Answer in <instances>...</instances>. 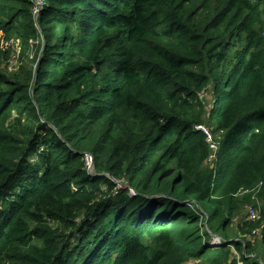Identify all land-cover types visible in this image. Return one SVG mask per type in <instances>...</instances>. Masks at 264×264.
I'll return each mask as SVG.
<instances>
[{"label": "trees", "instance_id": "obj_1", "mask_svg": "<svg viewBox=\"0 0 264 264\" xmlns=\"http://www.w3.org/2000/svg\"><path fill=\"white\" fill-rule=\"evenodd\" d=\"M41 1L0 0V264L264 248V0Z\"/></svg>", "mask_w": 264, "mask_h": 264}, {"label": "built area", "instance_id": "obj_2", "mask_svg": "<svg viewBox=\"0 0 264 264\" xmlns=\"http://www.w3.org/2000/svg\"><path fill=\"white\" fill-rule=\"evenodd\" d=\"M33 1H34L33 13L36 14L37 11L40 9L42 1L41 0H33ZM86 162L89 166L92 162V158L90 156H87ZM260 185L261 183H259L256 186L255 191L259 190ZM235 220L238 223H243L244 221L255 223L256 225L250 230L247 236L257 237L258 239H264V201L256 200L254 203L246 205L241 215L235 218ZM225 243L226 240H224V238L220 236L218 237L213 236L212 238L205 241V245L207 247L219 246ZM243 257H246L255 264H264L263 259L256 253V251L247 253L244 250L242 252L234 251L233 256H231L227 264H244L242 259ZM196 262L197 261L195 259H190L188 261H185L183 264H195Z\"/></svg>", "mask_w": 264, "mask_h": 264}, {"label": "rangeland", "instance_id": "obj_3", "mask_svg": "<svg viewBox=\"0 0 264 264\" xmlns=\"http://www.w3.org/2000/svg\"><path fill=\"white\" fill-rule=\"evenodd\" d=\"M211 236H217L218 237V235H211ZM233 237V235H228L227 237H224V240H228V239H230V238H232ZM256 253L263 259V261H264V248H263V246H262V244L261 243H259L258 245H257V247H256Z\"/></svg>", "mask_w": 264, "mask_h": 264}, {"label": "clouds", "instance_id": "obj_4", "mask_svg": "<svg viewBox=\"0 0 264 264\" xmlns=\"http://www.w3.org/2000/svg\"><path fill=\"white\" fill-rule=\"evenodd\" d=\"M92 163V162H91ZM91 165V164H90ZM90 165H89V172L90 173H93V172H91V170H90ZM214 178V177H213ZM220 246V245H219ZM214 247H218V246H214ZM212 248V247H211Z\"/></svg>", "mask_w": 264, "mask_h": 264}, {"label": "water", "instance_id": "obj_5", "mask_svg": "<svg viewBox=\"0 0 264 264\" xmlns=\"http://www.w3.org/2000/svg\"><path fill=\"white\" fill-rule=\"evenodd\" d=\"M93 166H92V163H91V165H90V170H91V172H93V168H92Z\"/></svg>", "mask_w": 264, "mask_h": 264}, {"label": "crops", "instance_id": "obj_6", "mask_svg": "<svg viewBox=\"0 0 264 264\" xmlns=\"http://www.w3.org/2000/svg\"><path fill=\"white\" fill-rule=\"evenodd\" d=\"M251 263V262H250ZM250 263H247V264H250ZM244 264H246V263H244Z\"/></svg>", "mask_w": 264, "mask_h": 264}]
</instances>
